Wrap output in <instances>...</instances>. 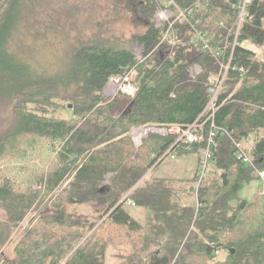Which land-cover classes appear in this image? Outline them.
Masks as SVG:
<instances>
[{"label":"trees","instance_id":"16d2710c","mask_svg":"<svg viewBox=\"0 0 264 264\" xmlns=\"http://www.w3.org/2000/svg\"><path fill=\"white\" fill-rule=\"evenodd\" d=\"M27 3L0 0V101L16 118L0 137V252L20 231L0 264H108L110 248L121 250L114 264L154 258L158 264H264V195L237 196L258 179L255 168L264 169V134L256 136L264 132V61L255 58L264 46V0L249 4L250 18L234 44L231 64L246 71L230 68L213 113L204 109L218 63L192 40L185 20L175 21L163 41L166 24L150 23L134 36L143 47L140 60L130 48L91 41L75 45L63 69L48 72L12 49ZM202 4L190 19L199 17L210 42L222 45L235 14L226 0ZM140 5L149 17L162 6L159 0ZM192 64L201 67L194 78L187 71ZM125 68H135L137 91L118 109L117 99L101 90ZM64 108L68 117L54 114ZM195 121L204 139L192 144L149 132L136 146L130 135L132 127ZM211 123L218 128L215 145L198 186L197 170L184 183L151 176L171 152H196L198 169ZM249 134L255 168L235 152V142ZM185 194H196V206L182 200ZM129 200L142 207V221Z\"/></svg>","mask_w":264,"mask_h":264},{"label":"rangeland","instance_id":"374dc122","mask_svg":"<svg viewBox=\"0 0 264 264\" xmlns=\"http://www.w3.org/2000/svg\"><path fill=\"white\" fill-rule=\"evenodd\" d=\"M141 0H28L23 20L11 40L12 49L23 59L35 65L39 70L53 72L65 67L75 45L91 41H103L118 47L130 48L134 55L140 56L143 47L134 36L143 34L147 26L153 22L141 8ZM264 46L256 51L255 58L264 61ZM104 97H108L103 95ZM128 96L115 95L117 106L123 108ZM55 115L68 117V109H60ZM15 114L11 107L0 101V137L15 122ZM257 134V133H256ZM263 130L256 136L263 135ZM198 163L196 152L167 155L152 171L151 176L176 179L184 183L194 174ZM19 167L10 170L17 180L24 177L17 175ZM17 169V170H16ZM5 174V173H4ZM260 179H254L244 185L237 193L239 198L252 199L258 194ZM188 204L196 206L195 198L186 194L182 198ZM132 214L142 221V207L129 206ZM42 212L49 209L40 206ZM27 219L21 224L24 226ZM15 235L3 246L1 253L11 251ZM14 241V242H13ZM120 249L110 248L106 253V262L114 264L120 261ZM220 256V255H219ZM160 263L154 258L148 264Z\"/></svg>","mask_w":264,"mask_h":264},{"label":"built area","instance_id":"2783aa9c","mask_svg":"<svg viewBox=\"0 0 264 264\" xmlns=\"http://www.w3.org/2000/svg\"><path fill=\"white\" fill-rule=\"evenodd\" d=\"M162 4L160 8H158L153 16V25L155 27H159L161 25L166 24L167 28L161 38V41L165 40L169 37L171 33L173 24L177 20H185L192 32V40L197 42L200 45V48L204 51H207L211 54V56L218 63L217 70L211 74L210 76V84L208 86V92L210 94L209 101L204 109L211 110L214 112L213 100L220 90L222 83L226 74L229 72L230 68L237 69L238 71L245 72L246 68L244 66L237 67L232 66V53L234 44L238 38L240 33L242 24L248 20V6L253 1H261V0H234L229 1L230 8L233 10L235 14L234 21L225 37V41L222 45H215L210 42L208 39L209 30L206 29L203 25H201V20L199 17H195L193 20L190 19L191 16L195 14V11H200L203 7V0H193L191 5L182 6L176 0H159ZM231 42V44H229ZM229 48V52L228 49ZM138 60L141 59L140 56L136 57ZM201 70V67L198 64H192L188 67L187 71L191 78H194L196 74H198ZM135 68H125L122 72L118 74L111 75L105 85L102 87L101 93L102 95L111 97L118 94L134 97L137 87L135 85ZM212 116V114H211ZM217 127L211 123L210 128L207 130V146L200 148V160L197 169L198 183L199 185L204 170L206 168L207 162L212 157V148L215 145L214 136L217 131ZM149 132H156L161 135H176V142L182 141L185 144H192L196 142H200L204 139L203 128L196 121L192 124L182 127L177 124L166 125V126H158V125H148V126H140V127H132L130 130L131 138L136 146L140 145L142 140L148 135ZM255 139L254 136L249 134V136L241 142H235V152L236 157L243 163L252 166L255 168V164L248 154L247 150L254 144ZM189 148V146H187ZM171 158H174L175 153H169ZM258 174V179H260L261 183L258 189V194L264 195V169L258 170L255 168ZM127 206H134L132 201H127ZM218 251H216V254Z\"/></svg>","mask_w":264,"mask_h":264},{"label":"crops","instance_id":"0c3cea01","mask_svg":"<svg viewBox=\"0 0 264 264\" xmlns=\"http://www.w3.org/2000/svg\"><path fill=\"white\" fill-rule=\"evenodd\" d=\"M197 170V167L195 168V171ZM195 171H194V173H195Z\"/></svg>","mask_w":264,"mask_h":264},{"label":"water","instance_id":"95a60500","mask_svg":"<svg viewBox=\"0 0 264 264\" xmlns=\"http://www.w3.org/2000/svg\"><path fill=\"white\" fill-rule=\"evenodd\" d=\"M160 160V159H159Z\"/></svg>","mask_w":264,"mask_h":264}]
</instances>
